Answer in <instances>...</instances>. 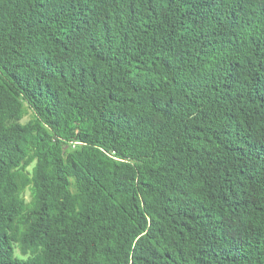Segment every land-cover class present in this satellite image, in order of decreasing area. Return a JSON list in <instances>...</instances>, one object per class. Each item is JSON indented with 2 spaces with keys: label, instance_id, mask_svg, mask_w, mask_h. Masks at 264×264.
Returning <instances> with one entry per match:
<instances>
[{
  "label": "trees",
  "instance_id": "obj_1",
  "mask_svg": "<svg viewBox=\"0 0 264 264\" xmlns=\"http://www.w3.org/2000/svg\"><path fill=\"white\" fill-rule=\"evenodd\" d=\"M0 264H264V0H0Z\"/></svg>",
  "mask_w": 264,
  "mask_h": 264
}]
</instances>
